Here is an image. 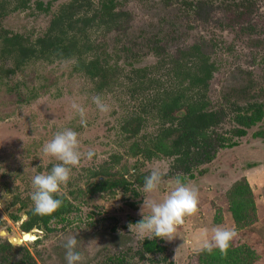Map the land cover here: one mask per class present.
Segmentation results:
<instances>
[{"label":"rangeland","instance_id":"1","mask_svg":"<svg viewBox=\"0 0 264 264\" xmlns=\"http://www.w3.org/2000/svg\"><path fill=\"white\" fill-rule=\"evenodd\" d=\"M54 1L53 12L69 0H43L45 3ZM116 1L118 11L125 15V25L118 32L93 34L92 37L109 47L107 56L118 55L125 64L131 63L130 67L122 66L119 74L147 69L151 78L166 81L168 68L162 69L159 60L168 63L172 60L169 55L201 45L217 68L210 87L212 102L219 103L229 90L239 86L243 72L249 71L255 78H263L264 0H258L253 16L239 21L234 18V5L229 4L232 0ZM185 2L192 4L194 10L188 11L183 5ZM49 20L50 17L38 11L34 15L9 12L3 27L11 33L36 38L45 32ZM157 47L167 52H160L158 57ZM74 64V61L34 62L9 81L2 77L0 243L16 245L14 238L22 237L21 223H14L9 218L16 211H8L15 202L20 204L17 208H32V177L47 173L58 163L43 156L42 145L57 131L71 128L78 134L81 151L92 150L94 156L90 160L82 158L80 165L72 169L67 184L60 189V194L67 196L75 208L68 222L54 224L55 232L41 235L43 241L39 246L24 244L37 264H65L62 244L70 235H77L82 264H113L111 259L127 251L128 264H158L155 261L164 258L167 261L162 264H195L192 256L201 250L205 238L210 239L212 228L220 226L234 230L225 194L243 177L252 186L259 222L239 235L236 233L233 240L235 243L244 240L256 247L264 262V140L254 137L261 130L260 126L249 130L246 137L234 138L239 145L221 149L214 161L204 167L208 173L189 183L198 189L197 211L184 217L183 223L176 226L175 238L171 241L158 239L166 248L165 254L147 255L141 261L135 253L147 239L137 238L133 224L141 221V210L143 215L149 214L148 200L160 202L175 186V180L167 177L171 162L153 161L141 166L140 172L145 177L153 169L163 173L160 189L151 194H145L142 186L135 185L128 192L118 189L113 194L77 197L78 191L86 189L90 173L111 162L113 157L119 160L115 170L120 174L132 172L138 159L128 157L129 150L120 131L121 122L133 106L127 94L130 85L118 83L120 86L98 90L94 81L75 73ZM5 68L13 69L12 63L7 62ZM10 88H17L19 94L9 93ZM94 96H99L109 111L100 112L93 103ZM73 103L84 108L86 123L83 126L71 107ZM156 127L149 126L145 136L152 135ZM234 127L236 124L227 119L219 132L229 137ZM143 201L145 207L142 209ZM17 216L22 218V212Z\"/></svg>","mask_w":264,"mask_h":264},{"label":"trees","instance_id":"2","mask_svg":"<svg viewBox=\"0 0 264 264\" xmlns=\"http://www.w3.org/2000/svg\"><path fill=\"white\" fill-rule=\"evenodd\" d=\"M18 6L17 0H0V82L2 77L9 81L18 71L34 62L74 61L75 73L94 81L98 90L118 83L130 85L127 94L133 106L121 122L120 131L129 150L128 157L138 159L132 171L135 174L116 172L115 165L119 160L113 157L111 162L90 173L87 187L78 191V198L113 194L118 189L128 192L132 186H143L145 176L140 172L141 166L153 161L169 160L168 179H180L189 184L208 173L204 167L214 161L221 149L237 147L239 144L233 139L243 138L248 129L264 120V106L257 103H249L246 109L236 104L228 108H212L209 87L214 68L199 45L182 51L179 58L168 62V67L160 66L168 68L166 81L151 78L147 69L122 75L119 74V66L109 65L106 54L101 52L90 34L98 26L110 30L117 25L121 15L112 8L102 6L99 10L94 9L89 1L65 4L52 19L44 36L30 41L22 35L10 33L2 25L5 15ZM7 62L12 63L13 69L5 68ZM8 91L18 92L17 88ZM227 119L236 124L229 137L219 132ZM153 125L157 126L154 134L145 136L147 128ZM254 137L264 139V130ZM59 196L63 201L59 209L48 216L34 215L31 210L24 229L30 231L37 227L49 234L52 222L63 223L75 208L67 196L60 193ZM225 201L238 235L259 222L255 195L245 177L226 192ZM158 239L143 240L135 257L144 261L147 255L165 254L166 248ZM11 248L9 244L1 245L0 251ZM128 254L127 251L111 262L128 264ZM192 259L195 264H264L258 249L244 240L239 243L232 240L226 254L215 248L211 253L199 250ZM166 261L164 258L155 263ZM8 264L35 262L26 252L24 259Z\"/></svg>","mask_w":264,"mask_h":264},{"label":"clouds","instance_id":"3","mask_svg":"<svg viewBox=\"0 0 264 264\" xmlns=\"http://www.w3.org/2000/svg\"><path fill=\"white\" fill-rule=\"evenodd\" d=\"M92 100L100 112L109 111L108 106L99 96H94ZM71 107L80 117L81 126L85 125L84 108L77 103H73ZM42 154L55 159L58 163L53 164L47 173L36 174L32 177L30 200L34 215L48 216L62 206L63 201L59 196L60 189L69 181L72 169L80 165L82 158L92 159L94 152L92 150L82 152L77 132L71 128H64L54 133L52 138L42 145ZM162 182L161 170L153 169L144 178L143 192L151 194L158 191ZM198 202V189L177 179L175 186L160 202L147 201L149 214L145 216L141 210V221L133 224L137 238L141 240L160 238L171 241L175 238L176 226L183 223L184 217L197 211ZM143 207H145V201H143L142 209ZM211 231L210 239L203 240L201 250L211 253L215 248L221 254H226L230 242L236 236L235 230L216 226ZM76 236H68L62 244L65 264H82V254L78 249Z\"/></svg>","mask_w":264,"mask_h":264},{"label":"flooded vegetation","instance_id":"4","mask_svg":"<svg viewBox=\"0 0 264 264\" xmlns=\"http://www.w3.org/2000/svg\"><path fill=\"white\" fill-rule=\"evenodd\" d=\"M17 1L19 3V6L17 7L16 10L12 11L13 13H16V12H28L29 13V12H31V15H34L36 13V11H38L40 14H44L46 17H50L48 27L46 28L45 32L43 34L39 35L38 37L34 38L31 36H26L24 34H19V35H22L25 39H28L30 41H34L35 39L44 36V34L47 32L48 28L51 25L52 19L60 11L61 7L65 4L72 3L75 1L76 2L89 1L92 3L93 8L98 9V10L101 9L102 6H108L109 8H112L115 13L121 15L120 16L121 20L117 23V25H115V27H110V30H107V29H104V26H100V27L98 26V28L97 27L94 28L92 30V32L90 33L92 36H93V34H102L104 32L106 34H108V32H111V33L112 32H118V30L123 28V26L125 25V22H124L125 15L123 14V12L118 11L117 7L119 6V4L117 3L116 0H69L67 3L61 5L59 7V9L56 10L55 12L52 11V6L55 4V1L54 2H47V3L43 2V0H17ZM229 4L234 5L235 11L233 13L236 14V15H234V18H236L239 21L240 19L244 20L245 18H249V17L253 16V14L255 13L256 6L258 5V0H232ZM183 5L189 9L188 11L194 10V8L192 7V4H189L188 2H185ZM229 8H231V7L229 6ZM8 15L9 14L5 15L4 19L2 20V25H3V21L6 19V17ZM13 34H16V33H13ZM94 42L101 48V52L106 54V58H107V61H108L110 66H112V67L119 66L120 70H122V66L130 67L131 63L125 64V62L121 61V59L118 57V55L113 56L111 54L110 56H107V53H108L107 50L109 49V47L108 46L106 47L104 42H100V40H97V39H94ZM193 46H195V45H193ZM199 46H201V45H199ZM157 48L159 49L158 52H156V55L158 54V57L161 53L165 54V52H167V51L162 50L161 47H157ZM186 50L187 49L179 50L178 52H175V54L169 55V57L171 59L179 58L181 56V52L186 51ZM207 56H208V54H207ZM209 59H210V63L213 65V68H214L213 69V77H214V75L217 71V68H216L215 64L212 62L210 57H209ZM112 61H114V62H112ZM159 61H160V64L162 63V65L168 67L167 62L163 63L161 60H159ZM162 65H160V66H162ZM133 71L134 70H132V72ZM241 75H243L242 78L238 80L240 85L234 87L233 90L232 89L229 90L227 92L228 94H226V97L223 98V100H221L219 103L212 102V100L210 99L211 97L209 96L211 106H214L212 108H215V109H219V108H223V107L228 108L229 106L236 104L239 107L246 109L248 107L249 103H257L259 105L264 106V75L262 74V77H263L262 79L255 78V75H253V73L249 72V71L243 72ZM211 81H210V87H211ZM210 87H209V95H211V91H210L211 88ZM256 126H260L261 130H259V132H262L264 130V120L261 121L260 123H258ZM256 126H254V127H256ZM254 127H252V128H254ZM251 129L247 130L246 136L248 135V131ZM246 136H244V137H246ZM258 139H261V138H258ZM18 205H20V204H17V202H15L13 204L14 207L11 210H9L8 213L13 212V210L16 211L13 214H10L9 218H10V221H12L14 223H17V224L21 223L20 226L22 228L23 234H22L21 238H14V242L16 243V245H13L11 242H5V243L1 242L0 243V246L1 245L4 246V245L9 244V246L12 247L11 250L5 249L3 251L2 250L0 251V264L19 262L25 258L26 252H28L30 254V256L33 258L35 264H37L33 255L29 251V249L24 247V244H26V243L30 244L31 243L32 245L37 247L43 241V237H41V235L46 236L48 234L45 233L44 231H42L41 229L37 228V227L31 229L30 231H26L24 229V225L26 222L29 221V217L27 216V214H29V212L32 210V208H30L29 210H25L26 208L23 206H20V208H17ZM19 212L20 213L22 212V218L17 216V213H19ZM69 216H67L66 220L63 223L68 222ZM57 223L63 224L61 222H52L50 224V228L52 230L51 233L55 232V230L52 228V226L54 224H57ZM0 226H2L1 220H0ZM51 233H49V234H51ZM27 234H30V236H32V235L35 236V240L30 241V242L28 240H24V236Z\"/></svg>","mask_w":264,"mask_h":264},{"label":"bare ground","instance_id":"5","mask_svg":"<svg viewBox=\"0 0 264 264\" xmlns=\"http://www.w3.org/2000/svg\"><path fill=\"white\" fill-rule=\"evenodd\" d=\"M17 238V237H16ZM35 240V236H30L29 238H28V241L30 242V241H34Z\"/></svg>","mask_w":264,"mask_h":264},{"label":"water","instance_id":"6","mask_svg":"<svg viewBox=\"0 0 264 264\" xmlns=\"http://www.w3.org/2000/svg\"><path fill=\"white\" fill-rule=\"evenodd\" d=\"M29 237H30V234L25 235L24 240H28Z\"/></svg>","mask_w":264,"mask_h":264}]
</instances>
